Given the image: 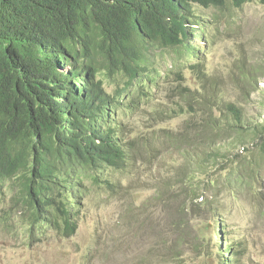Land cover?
<instances>
[{"label":"trees","instance_id":"1","mask_svg":"<svg viewBox=\"0 0 264 264\" xmlns=\"http://www.w3.org/2000/svg\"><path fill=\"white\" fill-rule=\"evenodd\" d=\"M193 3L222 7L225 0H0V192H11L10 209H16L17 222L28 227L29 236L48 230L62 237L74 235L78 200L88 187L85 180L110 190L118 184L111 174L138 159L119 134L121 100L136 78L138 88L147 84L137 63L146 38L162 48L195 53L192 32L185 27L197 24ZM114 74L128 80L113 93L106 90L103 77L114 80L109 78ZM205 104H220L224 117L188 119L189 132L195 134L187 145L199 151L190 159L185 154L173 207L183 214L201 209L211 221L201 226L204 231L218 220L223 241L226 226L218 200L207 195L214 194L220 178L208 168L217 170L218 164L230 160L222 142L237 136L243 150L253 155L247 161L248 178L259 182L256 166L264 163V122L247 127L234 101ZM214 137L219 138L215 143ZM181 142L185 144L182 137ZM234 168L238 178H246L245 169ZM198 172L205 177L199 179ZM164 177L158 175L157 183ZM161 186L174 189L172 181ZM145 212L136 211L134 220L145 229V239L156 231L157 237L149 242L151 264L157 257L159 264H188L178 246L181 231L175 220L161 216L160 227L154 228L148 223L154 213L144 217ZM6 219L4 213L2 220ZM206 237L196 234L184 243L196 255L204 252L219 264H238L237 251L224 260L233 247L228 241L217 255L204 245L209 242Z\"/></svg>","mask_w":264,"mask_h":264},{"label":"rangeland","instance_id":"2","mask_svg":"<svg viewBox=\"0 0 264 264\" xmlns=\"http://www.w3.org/2000/svg\"><path fill=\"white\" fill-rule=\"evenodd\" d=\"M192 10L199 24L189 29L200 34L193 36L195 53L153 44L143 48L139 64L147 84L138 88L139 78L133 80L118 110L119 134L131 152L139 156L124 170L111 174L117 187L108 190L85 180L88 190L85 188V197L78 200V229L71 237L51 230L29 236L28 227L17 222L16 209H10L11 192L3 189L0 264H151L149 248L157 234L148 232L150 238L145 239V229L134 220L139 209H146L144 217L154 213L148 221L154 228L160 227L161 216L175 220V228L181 231L178 246L188 264H219L217 258L206 257L204 252L196 255L184 243L196 234L207 236L206 241L209 237L204 245L214 254L228 241L233 247L224 260L237 251L238 264H264V163L256 166L259 182L250 180L247 161L253 155L243 150L237 136L222 142L230 160L218 164L217 170L208 168L220 178L214 194L207 195L218 200L220 219L226 226L224 240L219 239L218 220L204 231L201 226L211 225V221L201 209L183 214L173 207L177 203L173 192L182 184L177 177L187 163L185 154L190 159L199 151L196 145H187L191 141L186 140L195 134L189 132L188 119L224 117L220 104L205 103L234 101L242 108L247 127L264 122V0H246L239 6L235 0H225L222 7L208 8L193 4ZM109 78L114 80L103 77L104 85L113 93L128 80L115 74ZM213 139L214 143L219 140ZM148 144L151 147L147 153ZM236 166L248 171L246 178L237 177ZM101 171L105 176L106 171ZM158 175L165 177L157 183ZM198 175L199 179L205 177L202 172ZM169 181L174 189H162L161 182ZM4 213L8 219L3 221ZM206 246L203 250L207 253ZM155 260L159 264L160 258Z\"/></svg>","mask_w":264,"mask_h":264},{"label":"clouds","instance_id":"3","mask_svg":"<svg viewBox=\"0 0 264 264\" xmlns=\"http://www.w3.org/2000/svg\"><path fill=\"white\" fill-rule=\"evenodd\" d=\"M193 4H195V3H193ZM196 5H198V4H196ZM199 6H200V5H199ZM201 7H202V6H201ZM197 19H198V17H197ZM195 23H197L196 25H198V24H199V21L196 20ZM191 25H192V24L188 23V24H185V27H186L187 29H189V27H190ZM192 30H194V29H191V30L189 29V31L192 32V33H191V40H193V36L200 37V34L197 32L198 30H195V31H192ZM147 44H153V45L158 46L156 42L151 41L150 39L146 38V41H145V43H143V47H142V49H141V59H140V60H137L138 65H139V63L142 62V60H143V48H145ZM158 47H160V46H158ZM160 48H162V47H160ZM173 48H176V47H173ZM176 49H177V48H176ZM186 53H187V52H186ZM189 53H190L191 55L193 54V52H189ZM189 53H188V54H189ZM138 74H142V73L139 72ZM142 75H143V74H142Z\"/></svg>","mask_w":264,"mask_h":264}]
</instances>
